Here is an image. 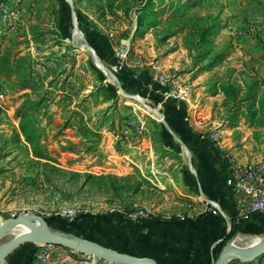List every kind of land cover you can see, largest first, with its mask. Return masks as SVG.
<instances>
[{"label":"rangeland","instance_id":"rangeland-1","mask_svg":"<svg viewBox=\"0 0 264 264\" xmlns=\"http://www.w3.org/2000/svg\"><path fill=\"white\" fill-rule=\"evenodd\" d=\"M0 49L15 57L0 74V226L36 215L162 264H217L237 235L264 237L220 205L227 223L201 234L213 208L194 198L211 150L264 164V0H7ZM6 264L114 263L34 241Z\"/></svg>","mask_w":264,"mask_h":264},{"label":"water","instance_id":"water-1","mask_svg":"<svg viewBox=\"0 0 264 264\" xmlns=\"http://www.w3.org/2000/svg\"><path fill=\"white\" fill-rule=\"evenodd\" d=\"M17 225L27 226L30 229V234L19 239H15L7 244L0 253V264L6 260L9 254L16 247L24 243L34 241L53 246H61L76 251L79 254L88 255L114 264H161L158 260L150 257H137L114 250L104 249L97 245L55 233L48 227V224L42 217L36 215H21L4 222L0 226V240L11 228ZM263 254L264 242L251 251H240L232 247L229 242L224 248L217 264H228L234 258H237L244 263H249Z\"/></svg>","mask_w":264,"mask_h":264},{"label":"crops","instance_id":"crops-1","mask_svg":"<svg viewBox=\"0 0 264 264\" xmlns=\"http://www.w3.org/2000/svg\"><path fill=\"white\" fill-rule=\"evenodd\" d=\"M211 161L207 160L206 168L203 170L205 179H198L196 187V194L194 198L209 206L213 203L221 206L223 212L227 213L233 227H241L247 232L254 231L258 226L264 225V214L253 213L250 215L237 217L236 209L233 199H231L229 190L226 186V177L228 169L225 164L221 162L222 158L218 152L211 150ZM227 217L222 213L218 215L212 214L211 210H204L202 217L196 227L200 229L201 234H206L207 231L212 232L209 226L219 228L222 223H227ZM180 225V224H178ZM240 228V229H241ZM216 233V232H215ZM159 261V260H158Z\"/></svg>","mask_w":264,"mask_h":264},{"label":"built area","instance_id":"built-area-1","mask_svg":"<svg viewBox=\"0 0 264 264\" xmlns=\"http://www.w3.org/2000/svg\"><path fill=\"white\" fill-rule=\"evenodd\" d=\"M227 169L226 186L233 199L237 217L241 218L253 213L264 214V165L238 168L230 160ZM209 205L213 208L212 214L222 213L217 205L213 203Z\"/></svg>","mask_w":264,"mask_h":264},{"label":"bare ground","instance_id":"bare-ground-1","mask_svg":"<svg viewBox=\"0 0 264 264\" xmlns=\"http://www.w3.org/2000/svg\"><path fill=\"white\" fill-rule=\"evenodd\" d=\"M264 162V161H263ZM264 164L261 165H234L238 168H247V167H261ZM30 234V229L25 225H17L13 228H11L6 235L1 239H7V242H11L15 239H19L21 237H24L26 235ZM72 238V237H70ZM73 239V238H72ZM264 242V237H258L255 235H237L234 239L230 241V245L240 251H251L258 246H260ZM4 249V248H3ZM2 249V250H3ZM1 253V251H0ZM8 258V257H7ZM6 260L2 264H6Z\"/></svg>","mask_w":264,"mask_h":264},{"label":"trees","instance_id":"trees-1","mask_svg":"<svg viewBox=\"0 0 264 264\" xmlns=\"http://www.w3.org/2000/svg\"><path fill=\"white\" fill-rule=\"evenodd\" d=\"M6 1L7 0H0V4L4 3ZM0 52H1V49H0ZM2 54L3 55H0V74L6 73L7 76H10V73L12 72V69H11L12 63L15 61L14 60L15 57H13V54L9 49L5 50ZM239 228H241V227H239Z\"/></svg>","mask_w":264,"mask_h":264}]
</instances>
